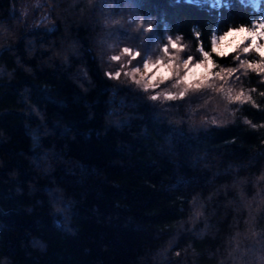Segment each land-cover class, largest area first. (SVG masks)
Wrapping results in <instances>:
<instances>
[{"label": "trees", "instance_id": "obj_1", "mask_svg": "<svg viewBox=\"0 0 264 264\" xmlns=\"http://www.w3.org/2000/svg\"><path fill=\"white\" fill-rule=\"evenodd\" d=\"M226 2L0 0V264H264V75L173 101L106 75L264 20Z\"/></svg>", "mask_w": 264, "mask_h": 264}, {"label": "snow or ice", "instance_id": "obj_2", "mask_svg": "<svg viewBox=\"0 0 264 264\" xmlns=\"http://www.w3.org/2000/svg\"><path fill=\"white\" fill-rule=\"evenodd\" d=\"M189 2L199 3L200 0H189ZM204 2L208 4L209 0H204ZM240 2L244 3L245 0H240ZM211 6L219 10L230 5L226 0H212ZM146 30L151 31L150 26ZM233 33H243L244 35L237 36ZM196 36L198 38L199 33H196ZM167 39L168 43H165L162 49L163 55L155 60L151 56H147L142 61V68L140 66L130 67L133 61L140 58L141 53L125 47L122 50V55L113 56L111 59L118 62L122 56L126 55L129 57L127 63L122 65L121 69L115 73L109 72L106 75L110 79L117 80L120 79L121 75H124L144 92H153L154 94L148 96L151 101L183 99L190 91H199L205 88H213L216 91L224 92V84L242 69L245 75L248 70L264 75V42H261L264 41V21L255 22L253 27L240 25L236 28H229L218 38L213 35L210 42V51L205 50L202 43L198 45V51L202 55V59L196 63H193L195 58L191 55L179 62V56L170 53L169 44L171 49L176 52L183 51L184 46L178 44L171 37ZM253 51L257 53L260 59L255 62L241 59L240 53L247 55ZM213 54L222 59L234 55L235 61H239V63L235 68L221 67L213 59ZM125 68L128 71H124ZM198 69H204V71L194 75V70ZM236 79H239V76ZM216 80L224 83L217 87ZM168 81H173L171 88L178 89V91L173 92L171 89L157 91L161 85L166 84ZM261 95H264V93H261ZM226 96L230 102L243 103L252 100L251 96L246 94L243 89L234 93L231 88H228ZM213 122L215 123V121Z\"/></svg>", "mask_w": 264, "mask_h": 264}, {"label": "rangeland", "instance_id": "obj_3", "mask_svg": "<svg viewBox=\"0 0 264 264\" xmlns=\"http://www.w3.org/2000/svg\"><path fill=\"white\" fill-rule=\"evenodd\" d=\"M255 2L258 3V0H255ZM26 5H27V6H30L31 3H29L28 1H26ZM263 21H264V20H263ZM233 35L242 36V35H244V34H243V33H239V34H237V33H233ZM217 38H218V37H217ZM229 39H231V37H229ZM261 42H264V41H261ZM108 43H109V42L104 41V47H106V46L108 45ZM229 50H231V49H229ZM133 51H134V50H133ZM158 53H159V51H158L156 54L151 55V57H152L153 60H155V59H157V58L160 57V56L158 55ZM161 53H162V51H161ZM170 53H173L174 55H176V51H175V50H174V51H171V50H170ZM162 54H163V53H162ZM119 55H122V54H119ZM115 56H118V55L116 54ZM128 59H129V57L126 56V55H124V56H122V58H121V60H120V63H121L122 65H124V64L127 63ZM135 66H140V67L142 68V61H139V58H138V60L133 61V62H132V65H131L130 67H135ZM120 69H121V68H120V65H119V66H117V69H115V71L112 72V73H115L116 71H118V70H120ZM124 71H128V69L125 68ZM203 71H204V69L194 70V75L197 74V73H202ZM118 80H125V81H128V82H126V83H131V84H133V83H132L127 77H125L124 75H121L120 79H118ZM172 83H173V81H168L166 84L161 85L160 88L157 89V91H163L164 89H171L173 92L178 91V89L171 88ZM149 94L152 95V94H154V93L151 92V91H149Z\"/></svg>", "mask_w": 264, "mask_h": 264}, {"label": "bare ground", "instance_id": "obj_4", "mask_svg": "<svg viewBox=\"0 0 264 264\" xmlns=\"http://www.w3.org/2000/svg\"><path fill=\"white\" fill-rule=\"evenodd\" d=\"M260 0H258V2H259Z\"/></svg>", "mask_w": 264, "mask_h": 264}]
</instances>
